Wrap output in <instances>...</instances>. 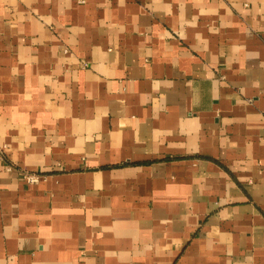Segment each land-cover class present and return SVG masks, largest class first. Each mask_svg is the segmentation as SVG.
Here are the masks:
<instances>
[{
    "label": "crops",
    "instance_id": "crops-1",
    "mask_svg": "<svg viewBox=\"0 0 264 264\" xmlns=\"http://www.w3.org/2000/svg\"><path fill=\"white\" fill-rule=\"evenodd\" d=\"M0 264H264V0H0Z\"/></svg>",
    "mask_w": 264,
    "mask_h": 264
},
{
    "label": "built area",
    "instance_id": "built-area-1",
    "mask_svg": "<svg viewBox=\"0 0 264 264\" xmlns=\"http://www.w3.org/2000/svg\"><path fill=\"white\" fill-rule=\"evenodd\" d=\"M27 179H28L29 181H33V180H35L36 178H35L34 176H27Z\"/></svg>",
    "mask_w": 264,
    "mask_h": 264
}]
</instances>
